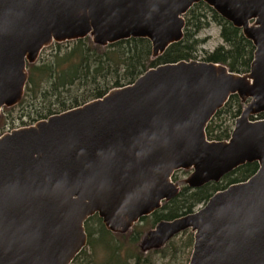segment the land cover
<instances>
[{
    "label": "water",
    "instance_id": "water-1",
    "mask_svg": "<svg viewBox=\"0 0 264 264\" xmlns=\"http://www.w3.org/2000/svg\"><path fill=\"white\" fill-rule=\"evenodd\" d=\"M205 4L254 47L246 74L197 61L150 69L102 99L0 137V264H72L97 216L126 235L181 191L219 184L247 164L246 182L140 241L159 251L190 231L189 264H264V0H0V122L24 97L28 65L53 44L106 48L148 40L152 59L184 38L185 15ZM244 104L230 139L206 130L231 97Z\"/></svg>",
    "mask_w": 264,
    "mask_h": 264
},
{
    "label": "trees",
    "instance_id": "trees-1",
    "mask_svg": "<svg viewBox=\"0 0 264 264\" xmlns=\"http://www.w3.org/2000/svg\"><path fill=\"white\" fill-rule=\"evenodd\" d=\"M183 40L172 45L161 57L152 59V44L148 40L131 39L110 45L106 48L95 46L91 39L53 44L41 53L38 61L28 65V82L24 97L14 108L4 109L8 113L19 111L21 119L28 121L29 127L41 120L81 107L89 102L102 99L110 91L132 85L147 71L167 64L196 61L198 54L201 62L219 64L230 72L246 74L253 61L254 47L245 39L241 30L234 28L205 4L195 5L184 17ZM214 23L220 28L221 44L212 52L202 50L206 41L199 39L202 31ZM244 104L237 96L230 98L207 127L209 141L222 142L230 139L232 125L241 115ZM264 114L252 120H263ZM7 119L1 122L5 126ZM258 171L257 164H247L227 175L219 184L211 183L203 188L192 190L182 188L179 196L164 204L152 216L153 223L161 220L171 221L194 212L205 206L217 192L226 190L233 184L246 182ZM176 182V179H173ZM98 225L94 233L91 223ZM89 238L88 246L104 250L105 258L97 264H131L124 259L122 248L115 242L97 217L85 225ZM186 234V233H185ZM98 235V237H95ZM139 234L131 233L130 241H138ZM193 246L192 235L188 236L185 248ZM169 247L166 246V248ZM164 250L151 253H164ZM96 254V252H94ZM177 253V250H176ZM129 257V256H128ZM141 257H137L140 264ZM72 264H96L94 256L83 250Z\"/></svg>",
    "mask_w": 264,
    "mask_h": 264
},
{
    "label": "rangeland",
    "instance_id": "rangeland-1",
    "mask_svg": "<svg viewBox=\"0 0 264 264\" xmlns=\"http://www.w3.org/2000/svg\"><path fill=\"white\" fill-rule=\"evenodd\" d=\"M199 39L205 40L206 43L203 45L202 50L207 52L214 51L220 44V28L214 24L211 23L210 27L204 31L201 32ZM202 55L199 53L198 58L196 61L202 60ZM201 62V61H200ZM2 121L4 120V117L7 119V123L5 126H0V137L3 135L16 130L25 127L24 125L28 124V121L21 119V113L19 111H15L13 113H8L5 110L1 112ZM252 120V119H251ZM253 121V120H252ZM256 121V120H255ZM235 126V121L232 125V128ZM176 181L179 184H184L185 180L188 178L187 172H179L176 173ZM182 186V185H181ZM183 187V186H182ZM203 208V206L198 207L194 212H197ZM152 220H148L147 222L139 223L137 226H135L134 231L130 232L127 236H115V242L118 243V245L122 248V254L124 259H131V264L137 263V257H141L140 264H189L193 246L191 248H185V244L188 241V236L193 234L191 232L184 233L183 235H180L176 239L172 240L168 245L169 247L164 250V253H149V254H143L139 249V244L141 241V238L145 235V233L149 232L151 230ZM91 226L93 227L94 233L98 232V225L93 222L91 223ZM131 233H138L139 238L138 241L131 243ZM95 237H98V235H95ZM89 244V243H88ZM167 245V246H168ZM87 249V254L90 256H94L95 263H100L105 258L104 250L101 248H97L94 250L93 248H90L89 246L85 248ZM177 250V253H176ZM96 252V254L94 253ZM129 256V257H128Z\"/></svg>",
    "mask_w": 264,
    "mask_h": 264
},
{
    "label": "flooded vegetation",
    "instance_id": "flooded-vegetation-1",
    "mask_svg": "<svg viewBox=\"0 0 264 264\" xmlns=\"http://www.w3.org/2000/svg\"><path fill=\"white\" fill-rule=\"evenodd\" d=\"M177 173H179V172H177ZM187 173H188V175L190 174L189 172H187ZM175 175H176V173L174 174L173 179H174V178L177 179ZM175 183H177V181H176ZM177 184L180 186L181 190H182V188L185 187L184 184H179V183H177ZM181 185H182L183 187H182ZM164 204H167V203H164ZM164 204H163V205H164ZM162 207H163V206H162ZM160 210H161V209H160ZM157 212H158V211H157ZM154 214H155V213H154ZM154 214H153V215H154ZM153 215L141 219V220H140L135 226H137L139 223H143V222H145V221L147 222L148 220H152V216H153ZM162 221H166V220H161V221H159L158 223H155V224L152 222L153 225L151 226V230H154L155 227L157 226V224H159V223L162 222ZM135 226H134V227H133V228H132L127 234H126V236H127L130 232L134 231ZM151 230H150V231H151ZM187 232H190V231H187ZM187 232H186V233H187ZM137 234H138V233H137ZM145 234H146V233H145ZM183 234H184V233H183ZM183 234H181V235H183ZM122 236L125 237V235H122ZM179 236H180V235H179ZM175 239H176V237H175ZM173 240H174V239H173ZM88 242H89V238H88ZM87 247H88V245H87ZM151 252H154V251H151ZM151 252H149V253H151ZM149 253H148V254H149Z\"/></svg>",
    "mask_w": 264,
    "mask_h": 264
}]
</instances>
